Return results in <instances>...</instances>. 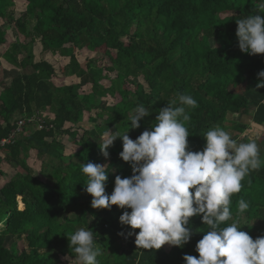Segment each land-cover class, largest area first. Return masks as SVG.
<instances>
[{
	"label": "trees",
	"instance_id": "16d2710c",
	"mask_svg": "<svg viewBox=\"0 0 264 264\" xmlns=\"http://www.w3.org/2000/svg\"><path fill=\"white\" fill-rule=\"evenodd\" d=\"M19 1L23 10L14 18V0H0V60L17 71L9 84L0 81V140L18 121L24 122L13 143L0 147V165L16 166L0 187V264L69 262L75 253L67 236L81 227L93 231L102 249L99 264H186L184 255L198 258L201 232L183 247L137 248L135 234L140 229L120 223L123 209L91 207L82 164L106 165L110 194L115 176L128 177L132 171L119 156L120 138L107 149L109 158L103 157L102 134L115 128L127 131L134 109L143 104L151 114L140 121V128L129 127L127 134L135 140L155 123L158 111L178 102L181 94L197 101L196 108L186 107L193 151L203 149L207 130H224L229 114L248 117L252 125L264 128V88L255 87L258 72L264 70V54L241 52L236 37V21L255 14L262 0ZM1 22L12 25L16 41L6 42ZM35 41L42 54L66 58L65 73L77 83L55 86L53 66L42 58L33 60L29 47ZM78 53L83 65L76 59ZM98 54L109 65H97ZM86 88L87 93L82 90ZM115 95L118 101L108 104L105 98ZM86 115L91 128L82 130L77 149L65 155L61 137L75 140L78 134L72 128ZM246 125L236 124L233 130L242 135ZM241 142L248 139L242 137ZM30 152L47 158L40 171L43 181L26 163ZM260 155L264 160V152ZM242 185L231 197L233 218L227 223L238 221L240 230L255 239L264 235V164ZM241 198L250 207L237 215ZM190 226L197 231L207 228L201 216L190 218ZM130 231L133 235L128 236ZM7 237L23 240L25 249L5 248Z\"/></svg>",
	"mask_w": 264,
	"mask_h": 264
},
{
	"label": "clouds",
	"instance_id": "9594fccd",
	"mask_svg": "<svg viewBox=\"0 0 264 264\" xmlns=\"http://www.w3.org/2000/svg\"><path fill=\"white\" fill-rule=\"evenodd\" d=\"M257 12L236 21V37L241 52L264 54V0L256 5ZM255 87L264 88V70L257 74ZM187 108H196L191 95L181 94L158 111L155 123L135 140L127 134L129 127L140 128V121L151 112L143 104L137 105L130 116L131 124L125 132L107 129L99 143L105 159L107 149L117 138L122 140L120 158L131 167L132 174L115 176L114 189L106 192V165L89 162L82 164L87 177L84 190L92 196L91 207L111 209L113 205L124 211L119 217L122 225L135 234L137 248L159 250L163 245L183 247L195 232L203 233L196 244L198 258L184 255L186 264H264V235L253 239L241 231L238 221L232 220L231 197L239 193L242 181L264 160L255 140L238 143L220 127L207 130L202 150L189 146L191 117ZM249 203L241 198L236 202L237 215L246 213ZM131 209V211H127ZM201 216L206 230L190 226V218ZM224 225V226H222ZM124 235L123 232L118 233ZM128 236L133 232H128ZM78 264H99L103 255L94 233L89 228H78L67 236Z\"/></svg>",
	"mask_w": 264,
	"mask_h": 264
},
{
	"label": "rangeland",
	"instance_id": "374dc122",
	"mask_svg": "<svg viewBox=\"0 0 264 264\" xmlns=\"http://www.w3.org/2000/svg\"><path fill=\"white\" fill-rule=\"evenodd\" d=\"M15 8L13 10V15L14 18H17L19 16L20 11L23 10V3L22 1L19 0H14ZM1 29L5 33V40L7 43H11L13 41L17 40V34L12 27V25L9 24H3L1 22ZM30 53L33 56L34 61H38L40 58L51 64L56 72L55 76L53 77L52 81L55 86H63V85H71L74 83H77V81L72 77L69 76L65 73V66L67 65V59L66 58H61L58 57L57 55L52 56L51 54H42L40 46L37 41L33 45L29 47ZM99 55V56H98ZM96 56V59H100L101 61H98L97 65H104L107 66L109 65L108 61L106 58H101V55L98 54ZM76 59L78 62L83 65V60L84 57L80 55L79 53L76 56ZM2 64H0V81L4 82L5 84H9L11 79L16 75L17 71L13 69L10 65L4 63L1 60ZM105 84V86L108 85L107 82H102ZM89 88H86L83 90V92L87 93ZM235 92H238V87L234 89ZM108 104H115L116 101H118L117 96L115 95L113 99L110 98H105ZM94 112H91L88 116H93ZM87 115L83 117L81 123L76 125L75 127L72 128V130L77 131V138L75 140H70L66 136L61 137L60 143L64 147V154L69 155L70 153L74 152V150L77 149V144L76 141L78 140L82 130L90 129L92 124H90L86 119L88 117ZM226 121L223 125L224 130L230 134V136L235 139L238 143H241L242 137H246L248 139V142L255 140L257 144L259 145L260 148V154L264 152V128L263 127H255L254 125L251 124V121L248 117H241L239 115H233L229 114L226 116ZM99 122V121H98ZM247 124L246 125V130L243 132L242 135H238L236 131L233 130L234 125L238 124ZM67 129V127H64ZM69 128V127H68ZM27 128L25 129V131ZM27 134V132H25ZM24 133V134H25ZM2 156V155H1ZM261 157V155H260ZM47 160L46 157H41L38 158L36 157L34 152H30L28 155V158L26 160V163L28 167L33 171V175L38 178L39 180H44L41 175L40 171L44 166V162ZM16 166L11 164V165H6V164H1L0 165V187L3 186L6 182H8L12 176L16 172ZM18 170V169H17ZM18 208L20 209L21 207L18 205ZM5 248H10L12 246L15 247L17 251H20L21 249H25V242L23 240L15 241L12 237H7L4 241ZM166 247H169L168 244H165ZM165 247V248H166ZM75 264H78L77 261H74ZM63 264H69V262L63 260ZM72 264V263H71Z\"/></svg>",
	"mask_w": 264,
	"mask_h": 264
},
{
	"label": "built area",
	"instance_id": "2783aa9c",
	"mask_svg": "<svg viewBox=\"0 0 264 264\" xmlns=\"http://www.w3.org/2000/svg\"><path fill=\"white\" fill-rule=\"evenodd\" d=\"M24 128V122L23 121H18L16 124V128L11 132V134L5 138L0 140V147L3 148L5 145L12 144L15 138L19 133H22Z\"/></svg>",
	"mask_w": 264,
	"mask_h": 264
},
{
	"label": "crops",
	"instance_id": "0c3cea01",
	"mask_svg": "<svg viewBox=\"0 0 264 264\" xmlns=\"http://www.w3.org/2000/svg\"><path fill=\"white\" fill-rule=\"evenodd\" d=\"M40 46V45H39ZM41 49V48H40ZM3 61V60H2ZM4 62V61H3ZM35 62H37V61H35ZM5 63V62H4ZM0 64H2V62H1V60H0ZM7 64V63H6ZM13 68V67H12ZM14 69V68H13Z\"/></svg>",
	"mask_w": 264,
	"mask_h": 264
}]
</instances>
